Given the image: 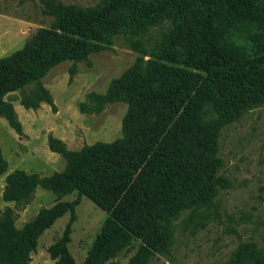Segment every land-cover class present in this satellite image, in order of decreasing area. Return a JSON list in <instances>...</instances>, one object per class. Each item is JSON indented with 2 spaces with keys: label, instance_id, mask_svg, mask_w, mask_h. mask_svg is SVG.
<instances>
[{
  "label": "trees",
  "instance_id": "obj_1",
  "mask_svg": "<svg viewBox=\"0 0 264 264\" xmlns=\"http://www.w3.org/2000/svg\"><path fill=\"white\" fill-rule=\"evenodd\" d=\"M52 16L24 44L0 57V117L21 135L12 106L3 97L20 93V105L53 108L41 79L55 66L87 60L115 39L142 57L103 94L90 92L79 104L84 114L107 103H123L120 137L78 151L51 135L46 146L65 161L47 177L13 171L3 200L24 205L40 188L71 202L41 209L17 229L11 210L0 212V264H29L38 236L85 197L107 214L82 264H105L138 242L128 264L167 257L172 222L184 211L208 209L230 187L221 174V130L246 112L264 107V0H104L93 7L42 1ZM151 29H162L146 46ZM144 56L147 58L144 59ZM31 86L30 89H26ZM6 163L0 153V175ZM69 225L47 248L54 264H72ZM224 264H264V248L239 244Z\"/></svg>",
  "mask_w": 264,
  "mask_h": 264
},
{
  "label": "rangeland",
  "instance_id": "obj_2",
  "mask_svg": "<svg viewBox=\"0 0 264 264\" xmlns=\"http://www.w3.org/2000/svg\"><path fill=\"white\" fill-rule=\"evenodd\" d=\"M42 1L49 0H0V57L19 49L37 30L49 27L52 16L44 10ZM51 1L62 6L87 8L104 0ZM161 32L162 29H151L145 37L146 46L156 41ZM139 57L142 55L133 51L124 39L117 38L111 45L90 54L87 60L75 63L72 75L69 74L71 62L53 67L41 79L53 108L40 103L34 111L24 109L18 91L3 97L13 108L21 135L0 117V153L6 163V171L0 175V212L5 208L11 210L17 229L31 221L41 209L71 202L75 192L58 197L36 188L27 204L16 205L3 200L6 176L13 171L40 177L61 172L65 161L48 150V135L61 140L71 151L119 138L125 104L107 103L99 113L91 114L81 113L79 104L90 92L103 94L111 80ZM218 144L223 163L221 174L229 180L230 187L219 192L212 207L184 211L174 220L169 255L155 254L147 264H224L243 242L264 248V107L252 109L224 127ZM106 218L105 212L80 197L72 219L65 213L38 236L29 264H54L47 248L61 237L67 224V251L72 264H82ZM137 245L138 242L133 241L128 249L105 264H128Z\"/></svg>",
  "mask_w": 264,
  "mask_h": 264
}]
</instances>
